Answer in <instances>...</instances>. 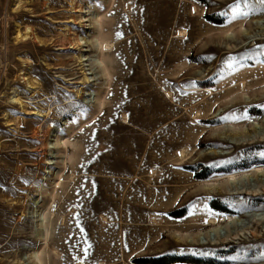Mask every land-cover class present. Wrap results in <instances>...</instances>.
Listing matches in <instances>:
<instances>
[{"label":"rangeland","instance_id":"1","mask_svg":"<svg viewBox=\"0 0 264 264\" xmlns=\"http://www.w3.org/2000/svg\"><path fill=\"white\" fill-rule=\"evenodd\" d=\"M263 21L260 0H0V264H264V195L228 187L264 171Z\"/></svg>","mask_w":264,"mask_h":264},{"label":"bare ground","instance_id":"2","mask_svg":"<svg viewBox=\"0 0 264 264\" xmlns=\"http://www.w3.org/2000/svg\"><path fill=\"white\" fill-rule=\"evenodd\" d=\"M223 1H226V0H223ZM82 14H86V12H81ZM264 22V21H263ZM82 23H88L85 19H83L82 20ZM257 24V23H256ZM259 24V23H258ZM181 27V26H180ZM26 31H28V30H26ZM239 34V33H238ZM18 36V35H17ZM27 36V35H26ZM25 36V37H26ZM183 37V34L182 33H179V38H182ZM226 38H228V37H226ZM75 41H76V45H78L80 48H85L86 47V45H87V43L85 42V40H83V39H79L78 37L75 39ZM105 47L107 48H110V45L109 44H106L105 45ZM242 48H245V46H242L241 48H238L237 50H233V51H231L229 54H234V53H237L240 49H242ZM70 49H74V47H72V44H70V45H66L65 43H63L61 46H60V48H58V50H61V51H67V50H70ZM84 51H86L85 49H83ZM86 62H88V60L87 59H85V57L83 58L82 57V63H86ZM81 66V71H83V73H82V75L85 73V69H84V67H85V65L84 64H81L80 65ZM85 75L86 76H89V75H91V74H84V76H83V82H82V85L84 86V90H85V88L90 84V83H93V81H89V79L87 78V77H85ZM74 77V76H73ZM71 80H76V78H73V79H71ZM70 80V81H71ZM79 83V82H78ZM242 90H241V92H240V90H238V87H235V88H232V89H230L228 92H235V91H239L240 93H243V91H246L247 89H245L244 88V86L242 85ZM84 90L83 91H81L80 92V94H79V92H77V98H78V100H79V102L80 103H84L85 104V102H82V100H81V98H82V96L84 95L85 96V94H84ZM87 96V95H86ZM238 100H240V98H238ZM13 103H15V104H17V103H19L17 100H14L13 101ZM253 102H246L245 104L246 105H250V104H252ZM262 103H264V102H262ZM204 107H206V106H204ZM34 115H39L37 112H32ZM221 115V113L220 114H218V115H215V116H220ZM40 116V115H39ZM214 116V117H215ZM47 119H50V117L48 116L47 117ZM204 121H206V120H204ZM207 121H210V123H217V119H209V120H207ZM252 124H253V136L249 139V141L250 142H253V141H260V140H262L263 138H264V125H262L261 127H258V125L259 124H254L253 122H252ZM222 133H224V131H222V132H215L214 133V138L216 139V140H218V142H222V143H226L225 141H227V139L228 138H226V137H224L225 136V134H222ZM229 133H234V134H236V135H242L243 133H242V129H238V130H235L234 132H229ZM229 135H232V134H229ZM247 141V140H246ZM245 141V142H246ZM182 145L184 144V141H182V143H181ZM173 146V148H175L177 145H175V144H173L172 145ZM208 146V144H206V143H204V142H198L197 143V145H196V147L198 148V149H203V148H206ZM49 149H52V148H48L47 146H41L40 147V150H39V152H42V154H43V156L45 155V157H47L46 156V154H45V151H47V150H49ZM167 154H168V151H167ZM180 158H184L185 157V151H181L180 152ZM224 155H228V154H220L219 153V155H217V154H213L212 155V157H224ZM202 156L204 157V155L202 154ZM50 157H52V156H50ZM167 158H168V155H167ZM167 158H166V160H167ZM45 165L46 166H52L53 164L50 162V163H45ZM152 166V165H151ZM150 166V164H146L145 166H144V169H146V171L151 167ZM164 175V174H163ZM151 176L152 177H154L155 176V174L154 173H151ZM149 178V177H148ZM163 177H159L157 180H161ZM165 178H166V174L164 175V179L163 180H165ZM258 178H259V180H258ZM158 182V181H157ZM228 187H230V188H233V187H235V189H234V191H235V193H233L234 195H237V194H239V193H244L245 195H249V196H258V195H264V171L263 172H260L259 173V175H258V177H256V175H254V174H252L250 177H248V175L247 176H245V178L244 179H242L240 182H238V181H234V182H232V183H230L229 184V186ZM227 187V188H228ZM262 192V193H261ZM253 218V219H252ZM255 220H257V221H264V214H259V215H256V216H254V215H251L250 217H248V221H250V222H254ZM245 222H246V219H245ZM247 223V222H246ZM210 224H214V222L213 221H211L210 222ZM233 224V222L231 223V224H228L229 226H231ZM244 224V222H242V221H240V222H238L237 224H236V226H242ZM249 224V223H248ZM246 226V225H245ZM244 227V226H243ZM225 230V229H224ZM219 234V233H223L222 232V229L220 228V229H216L215 231H213L212 233H210L209 235H208V241L206 242V244L208 243V242H211L214 238H215V234ZM112 254H114V250H113V248H111L110 250H108L106 253H104L103 252V254H98L97 256H94V258L95 259H97V260H101V259H104V258H109L108 256L109 255H112Z\"/></svg>","mask_w":264,"mask_h":264},{"label":"trees","instance_id":"3","mask_svg":"<svg viewBox=\"0 0 264 264\" xmlns=\"http://www.w3.org/2000/svg\"><path fill=\"white\" fill-rule=\"evenodd\" d=\"M216 208L219 209L218 207H216ZM221 212H224V211L221 210ZM177 262H178V260L171 258V259L157 260L155 262H152L151 264H175ZM138 264H141L140 260L138 261ZM145 264H147V263H145Z\"/></svg>","mask_w":264,"mask_h":264},{"label":"snow or ice","instance_id":"4","mask_svg":"<svg viewBox=\"0 0 264 264\" xmlns=\"http://www.w3.org/2000/svg\"><path fill=\"white\" fill-rule=\"evenodd\" d=\"M261 3H264V0H260Z\"/></svg>","mask_w":264,"mask_h":264}]
</instances>
